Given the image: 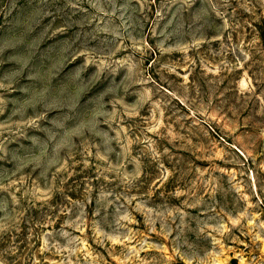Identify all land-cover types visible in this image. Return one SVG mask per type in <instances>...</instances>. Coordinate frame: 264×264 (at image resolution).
<instances>
[{
	"label": "rangeland",
	"instance_id": "1",
	"mask_svg": "<svg viewBox=\"0 0 264 264\" xmlns=\"http://www.w3.org/2000/svg\"><path fill=\"white\" fill-rule=\"evenodd\" d=\"M0 264H264V0H0Z\"/></svg>",
	"mask_w": 264,
	"mask_h": 264
}]
</instances>
